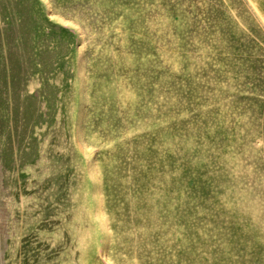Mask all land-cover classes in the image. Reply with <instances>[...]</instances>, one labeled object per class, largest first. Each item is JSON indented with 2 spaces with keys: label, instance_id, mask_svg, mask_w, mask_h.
Instances as JSON below:
<instances>
[{
  "label": "rangeland",
  "instance_id": "374dc122",
  "mask_svg": "<svg viewBox=\"0 0 264 264\" xmlns=\"http://www.w3.org/2000/svg\"><path fill=\"white\" fill-rule=\"evenodd\" d=\"M0 264H264V0H0Z\"/></svg>",
  "mask_w": 264,
  "mask_h": 264
}]
</instances>
